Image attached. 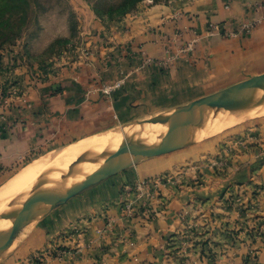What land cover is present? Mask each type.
Returning a JSON list of instances; mask_svg holds the SVG:
<instances>
[{"label":"crops","instance_id":"obj_1","mask_svg":"<svg viewBox=\"0 0 264 264\" xmlns=\"http://www.w3.org/2000/svg\"><path fill=\"white\" fill-rule=\"evenodd\" d=\"M255 3L264 9V0L144 2L121 18L92 22L85 30L89 35L64 53L58 87L27 84L22 55L6 52L0 82L28 88L29 102L14 99L0 106V187L16 174L13 167L32 155L82 143L264 72V23L246 36L226 33L263 13ZM211 23L220 32H212ZM194 31V51L177 57L169 69L140 67L141 49L161 58L167 43L163 35L175 40L183 32L181 45ZM126 74L122 88L109 95L101 91L102 83ZM226 80L235 81L219 86ZM260 129L264 133V119ZM223 140L197 141L143 160L117 175L111 187H99L102 181L83 191L25 228L0 264H264V247L252 254L230 243L218 186L189 179L198 172L192 161L208 156L207 149ZM179 156H184L181 162L171 163ZM169 171H176L172 179L163 176ZM143 180L148 185L138 189ZM260 180L264 183V172ZM126 200L135 203L132 217L126 215ZM60 248L70 251L63 259L56 258Z\"/></svg>","mask_w":264,"mask_h":264},{"label":"rangeland","instance_id":"obj_2","mask_svg":"<svg viewBox=\"0 0 264 264\" xmlns=\"http://www.w3.org/2000/svg\"><path fill=\"white\" fill-rule=\"evenodd\" d=\"M144 2L155 4L165 0H0V77L4 67L3 56L6 52L16 50L22 55L29 75L26 77L27 84L34 88L58 87L62 78L58 68L65 67L64 53L70 47L77 45L84 36L89 35V32L85 30L91 27L92 22L105 23L121 18L132 13L138 6L144 7ZM234 81L226 80L219 86ZM239 81L241 80L236 82ZM217 87L214 86L205 91L208 92ZM28 91V88L24 87L23 90L14 83L7 85L0 82V106L15 103L14 99L29 102ZM161 113L118 124L110 131L122 133L124 129L132 127L130 124L133 121L148 120ZM230 116L235 118L234 123L221 127L217 130L219 132L210 134L211 137L208 134L203 138L194 139L199 142L211 139L215 143L218 138L224 137L223 141L207 149L208 156L203 159L197 156L192 161L193 166H198V172L196 175H190L189 179L197 181L199 186L203 184L218 186L217 199L222 203V214L225 216L224 232L233 238L231 244L245 248L253 254L260 247H264V183L260 180V175L264 172V133L260 129L264 111L259 105H249ZM103 138L105 137L91 138L86 141L88 145L85 146L98 145ZM199 142H193L190 145ZM73 147L74 145L61 147L32 155V158L24 160L22 165L13 167L11 172H16L15 175H17L38 159L48 154L56 155L62 151L70 153ZM97 148L98 146L80 153L93 152ZM65 157L66 155L62 161L76 160ZM183 157L179 156L176 160H171V163L181 162L180 158L183 159ZM54 164L53 166H56L58 163ZM184 166L189 168L191 163L188 162ZM127 170L117 175L121 176ZM174 173L176 171L172 173L169 171L163 176L171 174L172 179ZM117 175L103 181L104 184L99 187H111V184L118 179ZM160 177L162 174L156 178L160 179ZM140 182H146L145 185H148L147 180ZM104 191L101 193H108V189ZM133 204L135 205L134 202Z\"/></svg>","mask_w":264,"mask_h":264},{"label":"water","instance_id":"obj_3","mask_svg":"<svg viewBox=\"0 0 264 264\" xmlns=\"http://www.w3.org/2000/svg\"><path fill=\"white\" fill-rule=\"evenodd\" d=\"M257 96L264 101V72L172 107L148 120L133 121L131 126L157 123L165 128L150 141L134 139L121 155H90L71 163L64 173L51 169L44 171L28 189L18 195V198L24 199L20 203L21 208L0 216V256L15 244L25 228L71 198L143 160L185 148L193 143L190 140L191 132L203 116L215 112L221 117ZM97 165L93 171L83 169ZM75 171L79 173L72 178ZM47 183L69 187L63 193L47 194L40 198L37 190Z\"/></svg>","mask_w":264,"mask_h":264},{"label":"bare ground","instance_id":"obj_4","mask_svg":"<svg viewBox=\"0 0 264 264\" xmlns=\"http://www.w3.org/2000/svg\"><path fill=\"white\" fill-rule=\"evenodd\" d=\"M258 106L262 111H264V101L259 99V96L254 99L245 102L240 108L237 110L225 114L223 116H219L215 114V112H211L203 116L197 124L194 126L190 140L193 142H197L199 139L205 136H210L212 133H216L221 127L228 126L231 123H234L235 118L230 116L231 114L237 112L243 107L247 106ZM260 112V111H259ZM258 113V111H257ZM261 113V112H260ZM256 114V113H255ZM217 118V119H216ZM223 118V119H222ZM165 127L157 124V123H144L142 125H133L130 129H124L122 133L118 131H108L96 137H105L102 140L100 139L98 145L85 146L88 145L86 143L87 140L82 143L75 144L72 150L69 152L62 151L57 153L56 155L48 154L41 159H38L34 163H32L28 168H25L23 171L17 173V175L11 177L5 184L0 187V216L12 211H16L21 208L20 203L24 201L23 198H18V195L23 193L26 189H28L34 181L43 173L53 166L54 163H58L56 166H53L51 170L58 171L59 173H64L68 170L69 165L75 161H79L86 156L90 155H104L109 157H114L125 153L128 150L130 143L134 139H143L145 141H150L154 139ZM222 130V129H221ZM219 132V131H217ZM91 138V137H90ZM89 139V138H88ZM98 146L96 150L93 152L80 153L82 151L89 150L90 148H95ZM84 151V152H85ZM65 158H74V161H62L63 157ZM55 165V164H54ZM97 166H89L87 168H83L84 171H93ZM79 171H75V174L72 178H75ZM69 186H63L55 183H47L38 188L37 193L40 198H44L47 194H59L63 193L68 189ZM25 232V231H24ZM23 235V234H22Z\"/></svg>","mask_w":264,"mask_h":264},{"label":"built area","instance_id":"obj_5","mask_svg":"<svg viewBox=\"0 0 264 264\" xmlns=\"http://www.w3.org/2000/svg\"><path fill=\"white\" fill-rule=\"evenodd\" d=\"M254 9L256 11H263L262 14H260L257 18L252 19V20H247L241 23V25L238 27L236 30H228L227 36L233 37V36H246L251 34L256 27L264 23V9L263 6L260 3H255ZM211 31H218L220 32V27L218 24L211 23L210 24ZM194 37L186 42L185 44L177 45L180 39H183V32H177L174 37L176 36V39L169 37L168 35H163L164 40L167 42L165 49H164V56L161 58H155L149 56L143 49L140 50V53L142 54V63L140 65L141 68H144L145 66H149L152 64H158L162 66L164 69H169L175 59L181 55L188 54L195 49V44L198 41V36L196 32L194 31ZM183 41V40H182ZM176 45V46H174ZM87 52V51H86ZM88 54V53H87ZM129 74L126 75H121L118 77L113 82H107V83H102L100 85V89L104 94H111L114 91L120 89L123 87V85L126 83L127 78ZM146 182H139L137 184L138 189H143L146 185ZM147 184V183H146ZM124 209L126 212V215L129 217H132L136 213L135 206L133 202L131 201H126L124 204ZM70 251L66 248H60L57 250L56 253V258L58 259H63L66 255H68Z\"/></svg>","mask_w":264,"mask_h":264},{"label":"trees","instance_id":"obj_6","mask_svg":"<svg viewBox=\"0 0 264 264\" xmlns=\"http://www.w3.org/2000/svg\"><path fill=\"white\" fill-rule=\"evenodd\" d=\"M165 1H167V0H165Z\"/></svg>","mask_w":264,"mask_h":264}]
</instances>
